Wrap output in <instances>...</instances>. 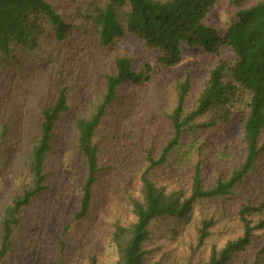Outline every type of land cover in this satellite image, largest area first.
Wrapping results in <instances>:
<instances>
[{
  "label": "trees",
  "instance_id": "obj_1",
  "mask_svg": "<svg viewBox=\"0 0 264 264\" xmlns=\"http://www.w3.org/2000/svg\"><path fill=\"white\" fill-rule=\"evenodd\" d=\"M20 244L264 264V0H0V264Z\"/></svg>",
  "mask_w": 264,
  "mask_h": 264
},
{
  "label": "rangeland",
  "instance_id": "obj_2",
  "mask_svg": "<svg viewBox=\"0 0 264 264\" xmlns=\"http://www.w3.org/2000/svg\"><path fill=\"white\" fill-rule=\"evenodd\" d=\"M10 169V168H6ZM14 172V171H13ZM77 197V192L72 187H67L66 191V205L64 209H71ZM219 240V238H218ZM105 263L104 260L102 262ZM7 264H52L50 261L46 259H41L37 257L36 254L33 253L32 249L25 248V245L20 244L16 250V252L9 258Z\"/></svg>",
  "mask_w": 264,
  "mask_h": 264
}]
</instances>
